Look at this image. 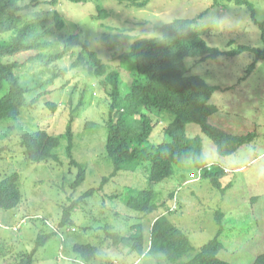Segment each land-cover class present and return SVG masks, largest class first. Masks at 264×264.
Listing matches in <instances>:
<instances>
[{
    "label": "rangeland",
    "instance_id": "rangeland-1",
    "mask_svg": "<svg viewBox=\"0 0 264 264\" xmlns=\"http://www.w3.org/2000/svg\"><path fill=\"white\" fill-rule=\"evenodd\" d=\"M54 11L60 14L67 29L76 25L88 50L96 51L112 67H118L119 60L112 62L110 53L105 54L107 50L99 38L103 30L129 37L121 41L117 49L120 55L135 39L157 36L155 27L177 18L194 20L201 38L221 51L216 58L186 60L190 74L221 88L210 100L219 111L209 123L224 133L251 134L255 139L232 155L220 156L198 126H186L187 137L201 139L207 169L222 173L219 188L204 179L191 160L174 166L169 179L154 185L147 181L146 164L134 172L121 171L112 176L102 124L109 100L107 91L99 85L105 77L88 73L94 67L90 60L85 66H78V48L62 53L63 39L59 35L50 38L53 47L40 53L57 52L62 58L42 66L43 61H27L34 54L24 53L20 60L26 59L25 66L18 68L17 77L22 86L31 88L30 106L21 110L17 121L0 120V181L16 173L21 192L16 208L0 210V264L14 263L19 254L28 255L37 239L48 235L32 264H170L148 252V230L161 215H167L189 237L193 250L181 262L189 261L219 235L221 260L253 264L264 253V61L248 73L254 55L248 51L231 54L240 46L262 48L255 21H264V0H151L145 8L117 0H57L54 5L50 0H41L20 15L26 20L42 17L48 22L47 15ZM50 26L54 27L53 21ZM9 37V33H0V41H8ZM121 77L119 87L125 94L130 80L124 71ZM72 111L71 157L67 155V143L60 139L53 157L30 163L21 137L39 129L59 137L65 132ZM147 112L152 124L149 141L154 145L168 141L165 129L172 117L154 108ZM79 171L83 179L73 188ZM148 189L152 199L147 212L125 205L128 194ZM65 210L68 216L64 218ZM138 225H143L145 239V251L140 256L124 240L115 243L116 237L107 235L114 233L124 239L134 234ZM83 244L96 245L97 253L92 259L84 260L74 252L76 245Z\"/></svg>",
    "mask_w": 264,
    "mask_h": 264
},
{
    "label": "trees",
    "instance_id": "trees-1",
    "mask_svg": "<svg viewBox=\"0 0 264 264\" xmlns=\"http://www.w3.org/2000/svg\"><path fill=\"white\" fill-rule=\"evenodd\" d=\"M22 1L24 0H0V33L10 35L8 41H0V120L17 121L21 110L30 106L28 94L31 88L22 86L17 77L18 68L24 67V61H26L20 58L24 53L34 54L28 57L27 61H43L42 66L61 59V53L54 52L51 55L40 53L51 50L53 43L50 38L53 39L59 35V38L63 39L62 53L78 48V66H85L90 60L95 69L94 67L88 69V73L98 78L105 77L104 80L99 81V85L107 91L109 100L102 124L106 131V156L113 167L112 176L121 171L134 172L141 165L146 164L147 181L154 185L169 179L173 174L174 166L191 160L202 171L204 179H209L214 187H220L219 180L222 173H213L207 169L208 161L203 152L201 139L198 136L187 137L186 126L188 124L198 126L214 144L216 153L220 156L236 153L242 146L253 142L255 138L251 134L239 136L224 133L209 123V119L218 112V107L211 104L210 100L220 88L208 84L200 76L190 74L186 60L216 58L221 55V51L201 38L195 30L194 20L177 18L155 27L157 36L135 39L128 50L120 55H117V49L121 46V41L129 40V37L119 33L111 34L107 29L103 30L99 38L107 50L105 54L110 53L112 62L119 60L118 67H112L101 57L99 58L96 51L88 50V43L84 42L82 33L76 25L74 29L66 28L57 11L47 15L48 22L42 17L26 20L20 13L31 6H36L41 0H31L21 5ZM69 1L86 3L88 0ZM117 1L135 8H145L151 2V0ZM56 3L57 0H50V4ZM248 5L252 9V6ZM102 16L106 14L102 12ZM99 18L102 17H97ZM51 21L54 22V27L50 26ZM255 22L261 34L262 48L240 46L231 54L237 55L242 54L241 51H248L254 55L253 62L247 67L248 73L258 62L264 61V21ZM47 23L48 27H45ZM82 32L84 33V30ZM122 71L130 80L129 89L125 94L119 87ZM54 76L57 77V75ZM50 107L54 109L55 105L52 104ZM151 108L172 117V121L165 129L169 140L159 145L149 141L152 124L147 111ZM70 115L66 130L58 135L59 137H53L41 129L21 137L20 143L24 149V155L30 163L38 164L53 157L60 146V139L67 143V155L71 157L73 111ZM72 164L78 167L73 160ZM79 174L73 188L77 187L83 179V173ZM151 199L152 192L149 189L136 190L127 195L124 203L134 211L147 212ZM20 201L18 176L12 173L0 181V210H13ZM67 216L68 211L65 210L64 218ZM134 228V234L124 239L118 238L114 233L107 232V235L112 239L115 236L117 239L115 243L120 241L118 239L124 240L131 250L140 256L145 251L143 225ZM148 234V252L165 258L170 264H230L218 257L222 249L219 235L203 245L189 261L181 262L193 248L189 237L178 229L167 215L155 218ZM49 237L50 235L39 237L34 249L28 255L19 254L12 264H32L36 251ZM73 250L84 260L92 259L97 253L96 245L90 244L76 245ZM253 264H264V253L257 256Z\"/></svg>",
    "mask_w": 264,
    "mask_h": 264
},
{
    "label": "clouds",
    "instance_id": "clouds-1",
    "mask_svg": "<svg viewBox=\"0 0 264 264\" xmlns=\"http://www.w3.org/2000/svg\"><path fill=\"white\" fill-rule=\"evenodd\" d=\"M220 89H221V88H220ZM220 89H219V90H220ZM218 111H219V110H218ZM217 113H218V112H217ZM226 133H227V132H226ZM148 249H149V247H148Z\"/></svg>",
    "mask_w": 264,
    "mask_h": 264
},
{
    "label": "bare ground",
    "instance_id": "bare-ground-1",
    "mask_svg": "<svg viewBox=\"0 0 264 264\" xmlns=\"http://www.w3.org/2000/svg\"><path fill=\"white\" fill-rule=\"evenodd\" d=\"M23 145V144H22Z\"/></svg>",
    "mask_w": 264,
    "mask_h": 264
}]
</instances>
